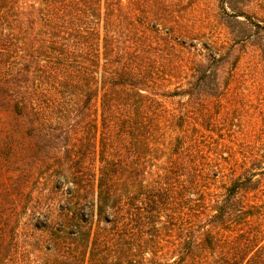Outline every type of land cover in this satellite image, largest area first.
Segmentation results:
<instances>
[{"label":"trees","instance_id":"16d2710c","mask_svg":"<svg viewBox=\"0 0 264 264\" xmlns=\"http://www.w3.org/2000/svg\"><path fill=\"white\" fill-rule=\"evenodd\" d=\"M161 2L0 0V264H264V152L198 137L226 46Z\"/></svg>","mask_w":264,"mask_h":264},{"label":"rangeland","instance_id":"374dc122","mask_svg":"<svg viewBox=\"0 0 264 264\" xmlns=\"http://www.w3.org/2000/svg\"><path fill=\"white\" fill-rule=\"evenodd\" d=\"M237 3H244L247 14L264 18V0H162L159 7L168 18L198 28V61L215 40L224 42L223 51L228 52L220 71L221 98L198 92V137L211 133L206 129L221 128L229 132L225 142L233 150L264 152V57L254 46L229 45L228 30L221 23L225 11L230 12L228 6ZM258 176L264 184V170Z\"/></svg>","mask_w":264,"mask_h":264}]
</instances>
